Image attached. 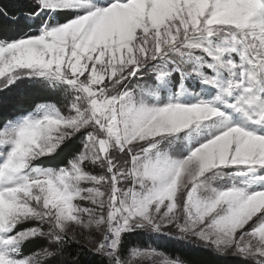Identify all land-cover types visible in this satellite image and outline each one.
Wrapping results in <instances>:
<instances>
[{"label": "snow or ice", "instance_id": "snow-or-ice-1", "mask_svg": "<svg viewBox=\"0 0 264 264\" xmlns=\"http://www.w3.org/2000/svg\"><path fill=\"white\" fill-rule=\"evenodd\" d=\"M194 253L264 264V0L0 3V264Z\"/></svg>", "mask_w": 264, "mask_h": 264}, {"label": "trees", "instance_id": "trees-1", "mask_svg": "<svg viewBox=\"0 0 264 264\" xmlns=\"http://www.w3.org/2000/svg\"><path fill=\"white\" fill-rule=\"evenodd\" d=\"M13 0H0V3H12ZM31 89L26 84H21L15 92H27ZM193 258L199 262V264H208L211 258L207 254H193Z\"/></svg>", "mask_w": 264, "mask_h": 264}]
</instances>
